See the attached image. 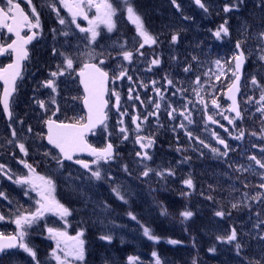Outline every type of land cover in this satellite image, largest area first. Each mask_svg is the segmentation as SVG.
<instances>
[{
    "label": "flooded vegetation",
    "instance_id": "1",
    "mask_svg": "<svg viewBox=\"0 0 264 264\" xmlns=\"http://www.w3.org/2000/svg\"><path fill=\"white\" fill-rule=\"evenodd\" d=\"M15 2L19 3L20 7L25 11V14H27L34 23L36 17L31 15L32 8L29 7L27 0H15ZM107 2L112 4L113 8L116 10V14L113 17L116 26L112 32H108L104 24L98 25L97 31L99 35L97 39L101 42V45H104L105 63L99 65V60L90 61L99 65L109 74L105 111L106 121L97 131L93 132L87 138V143L93 148L101 149L106 147L108 143H112L114 146L113 151L115 159L107 164L101 162V171L108 172L113 164L120 166L124 163H127L128 166L136 170L138 164H148L151 163L152 160V164L155 166L157 164V159L165 157L171 161V166L180 165L184 172L183 177L186 178L187 175V178H190L194 184H197L199 182V177L202 178L203 176L209 177L210 175H216L219 179L220 173L223 171V173L228 176L229 180H232L239 189L245 190L250 196L264 194L262 189L256 187V185L260 183L259 175L254 174L252 171L243 173L235 171L236 168L241 166L245 168L251 166V168L255 170V173L264 172V169L258 168L254 161L249 160V156L251 155H255L258 159H264V152L260 150L264 148V138L260 137L261 128L264 127V125L261 124L260 113L256 111L258 105L255 103H245L248 96H253L256 99L259 98L260 91L258 89H253L251 78L255 75L260 82L264 83V64L258 59L245 60L241 73L240 91L237 95V102L242 112V119H235L234 124H229L222 115L216 114L214 115V120L219 121V123H210L207 121L204 114L203 104L196 103L198 98L192 88L182 86L186 91L182 94L177 92L174 96L172 93L176 91L178 86L171 88L165 79L167 76L168 79L174 82L173 78H177L178 76H181L184 80H188L194 75L196 76L194 66L191 65L194 60H190L189 64L186 59H180V62H178V59H159L160 64L158 66H152V71H147L146 69L149 67L152 59H132L131 62L118 59V49L114 50L112 47H121L123 43L122 37L125 30V20L122 12L126 10L125 0H107ZM51 3L52 0H32V5L35 7L39 16L40 25L38 28L31 30L26 26L20 28L21 36L26 37L35 34V40L28 48L27 61L23 64L21 76L16 84V92L10 100L12 118L9 122L11 125L14 121H24L27 122L28 127L32 129V131L29 132V128H27L24 131L26 135H18L20 137L19 142L25 144L29 154L28 156H23L15 146L17 143V135L13 143H9L10 140H13L12 135L10 138L0 137V163L5 164L14 175L27 176L28 169L18 162L21 159L26 160L36 168L37 175L52 179L55 188L61 185L71 190L72 188L69 186L71 182L62 185L56 175H64L70 178L68 174L74 176L75 173L78 172L81 176H89L90 172L71 161H64L63 168L57 165L53 156L60 157V155L54 147L46 144V124L44 121L50 117L57 123H83V114L77 115L78 106L81 108V99L77 104L76 90L71 86L63 87L58 93L54 94H48L47 92L50 90L42 88V82L51 78L49 75L50 71H55L57 67L55 68L53 66V60L50 61L49 64V61L47 62L41 59L42 55L41 53L39 54L37 50L42 43L52 41L55 35H57L56 38H58V41L63 40L66 36L61 34L62 32L68 33L65 40L70 41L73 33L79 29L76 27V24L71 23L72 16L68 10L60 4V0H55L60 17L64 18L66 21L64 25L59 24L57 13L50 7ZM131 3L134 5L139 4L136 5L134 10L141 17L144 25L148 27L149 23L151 24V17L142 14L138 0H132ZM0 7H3V4H0ZM143 10L149 12V9ZM96 15L97 13L94 7L87 10L89 19H94ZM7 23L11 24L12 21L9 20ZM76 23L84 28L89 27L88 20L80 16L76 18ZM248 26L249 30L253 28L252 24H248ZM258 27L260 30L264 29V13L261 14L260 24L255 28ZM6 29L7 27L0 29V47L9 44L13 40L12 35L7 34ZM53 29L56 30L55 33ZM80 35V37L87 40L86 37L89 34L81 33ZM161 37L164 38V36H160V42H162ZM109 53H111V57H109ZM42 57L44 58V56ZM1 59H11V54ZM197 60L198 59H196V61ZM168 62L169 64L171 62L172 66L169 65ZM174 62L176 65L173 64ZM62 63L63 59H61L58 64ZM188 65L192 66V71L185 73L183 69ZM206 66L204 59L198 60L197 76L201 77L205 89L200 95L207 98L209 94H211L221 105V110H225L223 115L234 117L235 113L226 111L231 104L226 99L225 94L234 80L230 68L227 65L225 66V79L220 83L219 87H214L213 81L207 83V77L204 74L206 72L209 73V69ZM74 69L75 71L72 73L71 78L67 75L58 77L56 84L64 83L66 79H71L73 85L78 88L76 78L78 67L76 66ZM121 70H127L132 80L129 81L127 77H124L123 79H116L113 82V78L117 76ZM178 70L180 71L179 74ZM153 81L157 82L155 85L156 87L166 89V91L163 92L165 98L160 100L161 108L158 114L148 116L149 112L155 111L154 104L149 101L159 99L153 92ZM142 83L146 84L147 87H142ZM130 87L134 88L133 95L139 94L141 100L144 101L143 104H141V100L129 99ZM113 91L117 92L120 96V111L117 110L116 96L112 95ZM70 96L75 99H70ZM53 97L56 103H51ZM67 98L69 99L68 102ZM38 100H43L46 103L48 111L39 107L37 103ZM188 100L193 102L188 106L192 113V123H188L187 120H184V118L179 115L180 110L187 104ZM169 104H172L177 109L175 119H170L168 116V112L171 110L168 107ZM57 108H59V111H56ZM123 111H127L128 114L123 116L124 123L120 125L118 124V120L121 118L120 114ZM217 111V109L212 107L211 101L208 99L209 114L217 113ZM53 112H56V115H52ZM38 115L41 116L39 117ZM133 116H138L140 120L143 121L140 125V134L145 137H151L154 141L153 145L146 149L151 155V159L144 160L143 162H141V158L136 155L138 151L142 150L139 144L136 143L137 131L136 125L132 122ZM145 116L148 117L147 120H143ZM181 123H183L185 127H180L179 125ZM121 126L127 128L128 139H124V134L119 131ZM173 128H175V131H173ZM225 129H227V131ZM240 130H243L245 134L241 139H236L235 137L240 134ZM186 132L191 133V138L186 135ZM252 132H256L257 135H250ZM213 133L229 145L230 150L227 156L218 155L212 151L213 148L220 152L224 151V145L217 142ZM200 141L204 143H200ZM204 144H208L209 147H204ZM253 145H256V147ZM45 152H48L49 155L45 156ZM86 156L87 155L83 152L82 155H75L74 159H81L89 163L94 159V157L88 158ZM186 157L187 159H185ZM173 159H175L176 162H172ZM91 167L95 168L97 166L91 165ZM53 169H58L56 174L49 172ZM110 169L112 171H118L120 168L115 167ZM245 180L249 184L248 188L244 187L243 182ZM26 187L28 186H20L12 183L9 179L0 177V192H4L7 196V199L0 198V215L7 213L14 214L17 209L20 211H28V198L37 195L35 192H31L30 196H25L24 189ZM185 188L186 186L184 185V189ZM248 202L257 207H264V204L259 201L250 200ZM3 232L12 233L13 230L6 228Z\"/></svg>",
    "mask_w": 264,
    "mask_h": 264
},
{
    "label": "snow or ice",
    "instance_id": "2",
    "mask_svg": "<svg viewBox=\"0 0 264 264\" xmlns=\"http://www.w3.org/2000/svg\"><path fill=\"white\" fill-rule=\"evenodd\" d=\"M244 0H237V5L242 4ZM27 3L29 7L32 8L31 15L36 17L35 22L33 23L29 16L25 14V11L20 7L19 3L15 2V0H0V4H3V7H0V27H7L9 32H13L17 39L13 40L11 44L7 45V48L0 47V54H3L5 51H8L9 49L16 54V60L15 63L9 64L6 68L0 69V79L4 81V93L3 96L0 97V104L3 106V112L5 115L9 117V119L12 118V112L10 108V100L9 98L12 96V93L15 90V81L20 76V61L27 58L28 53L25 50V45L28 44L33 38L34 35H28V36H21L20 35V28L22 26L28 27L30 30L34 28H38L40 25L39 16L36 12L35 7L32 5V0H27ZM173 5L177 8V10L180 9V5L177 4L176 0H172ZM195 3L203 9L205 12L208 11V7L202 0H195ZM60 4L68 10V12L72 16L71 23L76 24V27L79 29L81 33H88L89 35L86 37L88 40V45L94 44L97 40V36L99 35L97 31V27L99 24H104L107 28L108 32H112L115 28V22L113 21V17L116 14V10L113 8L112 4L108 3L107 0H60ZM125 6L126 11L128 15V19L135 24L136 26V32L139 35V37L142 40V43L139 45V49H143L145 45H153L157 43V39L149 33V31L145 28V25L141 19V17L136 13L134 10V7L130 3V0H125ZM260 6H264V0H261ZM52 7V10L57 13L58 22L61 25H64L66 23L65 19L60 17L59 12L57 11V5L55 3V0H52V3L50 5ZM96 9V17L94 19H89L87 16V10L91 8ZM232 10V6H225L224 11L229 12ZM80 16L84 19L88 20L89 27L84 28L81 27L79 24L76 23V18ZM187 19V17H185ZM12 21L11 24L7 23V21ZM228 21L225 20L223 24L219 26V28L213 32V35L218 39H222L223 36L229 35V28L227 27ZM247 31V29H245ZM53 32L55 33L56 30L53 29ZM61 34L67 36V32H62ZM256 40H257V46H256V52L258 53V60L264 64V29L260 30L256 33ZM178 36L176 34H173L171 36V42L175 44L177 42ZM243 41L237 40L235 44V52L232 55V58L230 60H225L224 63H221V60H216L215 64L217 67V74L216 79L219 80L222 75H226L225 72V66L227 65L231 72L232 76L234 77V80L231 84V86L228 88L227 98L232 102L231 106L226 109L227 112L235 113L234 117L223 115V112L225 110H221V105L217 102V99L209 94L207 98L202 97L200 93L204 91V86L201 81L200 76H196L193 87V91L195 92V95L197 96L196 103L203 104L204 114L207 118V121L210 123H219V121L214 120V115L220 114L223 116L225 120L228 121L229 124H234L235 119H242V112L239 108V104L237 102L236 93L240 91L239 88V81L241 79L240 73L242 70V67L245 63V60L247 59L245 52L242 50ZM87 47V45H86ZM123 48V46H121ZM139 49L137 51L139 52ZM53 54H56V49H53ZM86 54L89 57V62H85L83 67L80 69V71L77 73V75L80 77V83L84 87V98L83 103L85 108L88 111V117H87V123H64L52 120L50 117L44 121V123L48 127V134H47V141L48 144L52 145L54 148L59 150L60 157L53 156V159H55L57 165H59L61 168L64 167V161H71L74 164L80 165L82 168L90 172L91 177H94L96 180L102 179L101 174V168L100 164L103 162L104 164H107L115 159L114 151H113V144L108 143L106 147L97 149L93 148L90 145H88L85 141V134L92 129H94L97 124H103L106 119V114L104 113V107L107 104V101L104 100V92H105V85L109 80V74L107 71L102 69L99 65H103L105 63V59L103 58L104 54L101 52L100 59H99V65L95 63H91L90 61L92 59L97 58V53L93 51L91 48H89L87 53H81ZM61 56H63V63L57 65V69L55 71H50L49 75L51 78L46 79L42 82L43 87L51 89L53 93L57 91V84L56 80L58 77L61 76H68L71 77L72 73L75 71L73 65L74 60L68 55H65L64 53H60ZM109 57H111V53L108 54ZM123 57L124 61L131 62L133 59V52L128 50H123L119 53ZM140 55H143V52H140ZM114 58V57H113ZM195 60L196 58L193 57ZM160 64V60L158 58H153L150 62L149 67L146 69L147 71H152V66H158ZM184 72L189 73L192 71V66L188 65L184 67ZM205 76L208 75V73L204 74ZM124 77H127L129 81L132 80V77L128 75L127 70H121L117 76L113 78V82L116 79H123ZM167 80V84L170 87H174V82L171 79H168L167 76L165 77ZM153 92L159 97L158 100H150V103L154 104L155 111L149 112L148 116L157 115L160 108L161 103L160 100H163L165 97L163 95V92L166 91V89H161L156 87V81H153ZM251 85L253 86V89H258L260 91L259 98L256 99L253 96H248L245 100L246 104L255 103L258 105L256 108V111L260 113V119L261 124L264 125V83L260 82L255 75L251 78ZM142 87H147L146 84H141ZM134 88H129V99L130 100H141L139 94L133 95ZM186 91L185 88H176V91L172 94L175 96L177 92L184 93ZM112 95L116 96L117 101V110L119 109V103H120V96L117 92L113 91ZM183 98V97H182ZM75 99V98H74ZM208 99L211 101V105L213 108L217 109V113L209 114L208 112ZM39 107L45 111H48L47 105L43 100L37 101ZM51 103H56L55 98L53 97L51 99ZM144 101L141 100V104H143ZM193 102L191 100L187 101V104L180 110L179 115L184 118V120H187L188 123H192V113L189 110V105H191ZM135 107V106H134ZM168 107L171 109L168 112V116L170 119H175V114L177 112V109L172 105L169 104ZM56 111H59V108L56 109ZM127 111L121 112V118L118 120V124L123 125V116L127 115ZM52 115H56V112H53ZM147 116L143 118V120H147ZM82 119V118H80ZM133 124L136 125V131H137V137H136V143L139 144L140 149L142 151H138L136 155L141 158V162L144 160L151 159V155L146 151V149L150 148L154 141L151 137H145L140 134V125L143 123L142 120H140V117L133 116L132 117ZM22 123V122H21ZM180 127H185L183 123L179 125ZM227 131V129H225ZM29 132L32 131L31 128L28 129ZM119 131L124 134L123 138L128 139V130L126 127L121 126L119 128ZM173 131H175V128H173ZM244 131L240 130V134L236 136V139H241L244 136ZM17 133L15 130L12 131V138L13 140H10L9 143H13L15 141ZM186 135H188L191 138V133L186 132ZM252 136H256V132L250 133ZM213 136L217 139V142L219 144L224 145V151L220 152L219 150L213 148L212 151L214 153H217L218 155L227 156L229 149V145L225 143V141L218 136H216L215 133H213ZM260 137L264 138V127L261 128ZM146 141V142H145ZM200 143H204L203 141H200ZM15 146L19 149L20 153L23 154V156H28V150L25 147V144L23 142H17ZM256 147V145H253ZM204 147H209L208 144H204ZM87 151L89 155L93 156L94 159L89 163L85 162L81 159H74V156L77 153ZM261 152H264V148L260 149ZM45 156H48L49 153L45 152ZM62 157V159H61ZM187 159V157L185 158ZM249 160L254 161L255 165L260 168L264 169V159H258L255 155L249 156ZM19 163L23 164V166L28 169V175L27 176H17L14 175L11 170L3 163H0V177H4L6 179H9L12 181V183L20 185V186H28L24 189L25 196H30L31 192H35L36 195L39 197L38 200H36L37 207L35 211H20L17 209V211L14 214H11L13 218L8 219L4 215H0V221H5L8 219L9 223H12L15 225V229L12 233H6V232H0V253L6 252V250L10 249H20L24 253H26L28 256L32 258V261L35 262V264H39V260L37 258L36 251L29 246V244L26 242V236L28 235V228H30L33 224L36 223L39 219H41L45 213L50 212L55 215H58L62 220L69 216L71 213L68 208H66L63 204H61L59 201L55 199L53 196V192L55 191V185L53 183V180L50 178H46L44 176H39L36 174V168L33 166V164L28 163L26 160H19ZM91 165H96L97 167L93 168ZM125 171H128L127 166L124 168ZM153 170L151 168H146L145 171H143L142 175L144 177H147L150 172ZM236 172L243 173L252 171L254 174L260 176V183L256 185V187L260 189H264V172L255 173V170L251 168V166L245 168L244 166H241L239 168L235 169ZM165 172L167 175H173L171 169H167L164 171H157L155 174L157 176L163 177L165 175ZM108 179H111V177H108ZM184 184L187 188L191 189L193 187L192 180L186 179L184 181ZM244 187L248 188L249 184L245 180L243 182ZM113 192L117 195L118 199L123 200L124 197L120 195L117 189H113ZM0 198L7 199V196L4 192H0ZM208 199H212L211 196L207 197ZM250 200L259 201L262 204H264V194H257L256 196H250L249 193L245 192L243 194V197L240 201L236 203H232L231 207L232 209H238L241 206V203H243L244 207H247L251 210V204L247 203ZM105 208H107V205H105ZM230 212H225L224 210H217L215 212V215L217 217H224L225 215H230ZM193 215L191 211H183L181 212V216L187 220ZM129 216L131 219L135 220L136 217L129 213ZM258 217V223L254 225L256 228V237L259 240L264 241V218H261L260 214H257ZM143 227V226H142ZM49 233V238L56 241V248L53 249L51 252L52 258L56 261V264H68V258L72 257L74 260L83 261L84 260V240L81 239L83 236V232H78L75 237H67L65 232L59 231L54 228H48L47 229ZM144 235L149 240H157L158 237H155L152 235L150 230L147 227H144ZM251 235V233H249ZM71 239L73 241V244L69 246L67 244V241ZM101 240L111 241V236L108 235H101L99 237ZM223 242L234 244L236 249V255L241 258L242 264H264V254H262L259 258H252L247 256L244 253V245L243 242L240 240L238 231L235 227L232 228L231 232L224 236V237H218ZM169 243L175 244L177 241L170 240ZM64 245L62 248L61 245ZM63 252L64 255L61 257L58 255V252ZM209 251H215V249H209ZM152 256L155 258V264H161V260L157 256L156 252L152 253ZM130 264L132 258H129Z\"/></svg>",
    "mask_w": 264,
    "mask_h": 264
},
{
    "label": "rangeland",
    "instance_id": "3",
    "mask_svg": "<svg viewBox=\"0 0 264 264\" xmlns=\"http://www.w3.org/2000/svg\"><path fill=\"white\" fill-rule=\"evenodd\" d=\"M246 1L250 10L248 11V13L246 12L244 16H239L236 14L238 12L239 5H237V0H202V2H204L208 7L207 12L201 9L195 3V0H176L177 4L180 5L179 10H177V8L173 5L172 0H162V4L166 5L168 12L164 9H161L160 11L156 12H148L144 11L140 6L143 15L147 17H156L157 25L154 27L149 25L150 28L149 26H145L149 33L157 39V43L151 46L145 45L143 49H139V45L140 43H142V40L136 32V26L128 19L127 11L124 10L122 14H124L125 30L122 37L123 43L121 45L123 46V48L118 46H113L112 48L114 50L118 49L119 53L123 50L132 51L133 59H161L164 58V56L160 57L153 54L156 51L159 52V49H163L164 46L160 43L159 38L160 36H164V38L161 37L162 42L167 38L169 39L167 41V44L171 45L167 47V49L170 50L171 57L173 59H178V62H180V59H186L189 64L190 60H194L193 57L198 60L204 59L205 64L207 65L206 67L209 69V73L206 76L207 83L209 81H213V86L219 87L220 83L225 79V76L222 75L219 80L216 79V74L218 70L215 61L217 59H220L221 63L223 64L225 59L232 58L233 52L229 49V45H231L232 43V37L242 39L246 38L248 43L247 48L251 50L253 56H255V59H258V53L256 52L257 40H250V38L255 39L256 33L260 31L259 27H255L257 26V24L260 23V9L258 7H260L261 3L257 2L256 0H244V2ZM149 2L152 5H155L154 0H148V3ZM225 6H232V10H230L229 12H225ZM190 8L193 9L189 10ZM194 15H197V19L195 20L193 18ZM185 17H187V19H185ZM210 19L212 23L206 25ZM225 20L228 21L227 27L229 28V35L223 36L222 39L218 40L213 35V32H215L219 28V26L225 22ZM213 23L214 25L210 27ZM247 23L252 24L253 28L250 30L254 31H249V26ZM245 29H247V31H245ZM80 34L81 32L79 30L74 32L70 41L65 40L67 36L64 37L63 40L58 41V38H56L57 35H55L52 41L42 43V45L37 50L39 51V54L41 53V55L44 56V58L41 56V59H44L47 62L49 61V64L50 61L53 60V66L56 68L57 64L61 61V59H64L63 56L60 55V53H64L65 55H68L73 58V67H79L85 62H89V57L86 54H81L87 53L89 48H91L97 53V58L92 60L98 61L101 58L99 55L101 52H103L104 54L103 58L105 57L104 45H101V42L98 39L96 40V42H94V44L88 45V40H85L83 37H80ZM173 34H176L178 36L177 42L175 44L171 42V36ZM249 34H251L252 36L250 37ZM179 40L180 42H182V45ZM233 45L234 44H232V46ZM181 46L182 51L179 50ZM54 48L56 49L55 55L53 54ZM137 49H139V52L137 51ZM140 52H143L142 56L140 55ZM118 59H123V57L119 55ZM196 59L191 65L194 66L197 76L198 60L196 61ZM173 64L176 65L175 62ZM169 65L172 66V63L170 62ZM179 72L180 71L178 70V74ZM196 76L194 75L188 80H184V78H182L181 76L173 78L175 86L171 88H175L177 86L178 88H181L182 86H186L193 89V82L195 81ZM68 86H71L76 90V101L78 104L81 99V94L77 86L73 85L71 79H66V82L57 84V91L55 93H58L63 87ZM42 88L50 90L47 92L48 94H54L51 89L45 87ZM73 98L74 97L70 96V99ZM68 101L69 99L67 98V102ZM77 115H80L78 108ZM38 116L40 117L41 115ZM13 128L14 124L12 127H5L2 125V122L0 120V137L10 138V136L12 135ZM16 131L17 142H19L20 137L18 135L21 134V129L18 128ZM125 166H127L128 171L124 170ZM115 167L120 168L119 175H114L112 171H101V174L106 176L107 179L108 177H111V179L108 180L112 182V186H108L106 191V198L109 199V201H107V199L100 200L91 194L92 185L98 183L99 181L96 180L94 177H91V175L81 176V174H79L78 172H76L74 176L68 174L70 178L65 177L64 175H56L59 178L60 184L62 185L71 182L69 186L72 188V190L79 192L81 198L83 199V201H85L82 202L83 206L85 207H82V216H79V214L76 213L75 217L70 220H68L70 218V215L62 220L58 215L47 212L41 219L36 221L35 224L28 228L26 242L34 250L37 246H33L32 238L36 237V234L38 233V228L44 227L47 232L46 236L43 238V240L40 241V243H42L43 245H47L51 250H44L46 254H42L39 251H36L39 264H56V261L51 256V252L53 251V249L56 248V241L49 238V233L47 229H55V225L57 222L62 223L64 221H68L70 224H73L76 221L77 230L75 231H77V233L81 232L82 230H86L89 233L96 232L100 235H108L111 236V238L131 242V239L133 237L131 232H134V230H125L124 228L132 227L134 224V226H136V232L138 234H140V232L136 225L137 219H131L129 213L135 216L137 212L136 209L138 208L139 214L148 213V211H150L151 215L154 216L155 213L152 210L154 209L153 207L163 205L161 201L162 196H160L159 194L153 196L155 199L154 203H152L151 205L148 204L147 201L149 198L148 195H146V185H143V183L149 181L150 179L156 178L165 181L166 178L168 179L172 175H167V173L165 172V175L163 177L157 176L155 173L157 171L163 170L151 168L153 171L150 172L147 177H144L142 173L146 170V168H150L149 163H145L144 165L142 163L138 164L136 170L132 169L131 166H128L127 163H124L120 166L113 164L110 168ZM57 171L58 169H53L49 172L56 174ZM172 172L174 173L173 170ZM133 176H135L134 180L132 179ZM209 177H212V175H210ZM186 179H188L187 175L186 178L183 179L180 184H184V181ZM150 181L153 182V180ZM62 189L65 188L62 186ZM113 189H117L120 195L124 197V199H118L117 195L113 192ZM235 192L236 191L234 190L233 192H231L234 193L232 196L233 201H229L227 204V212H230V215H225L224 217H217L215 215L216 211H213V216H210V214L207 212V209L212 208V206L204 202H202L199 207L203 211L208 213L206 217L210 227H212V232L217 234L218 237L219 235L220 237H224L231 232L233 227H235L238 231L240 240L243 243L252 244L247 246L248 249L253 250L252 253L248 254L247 256L252 258H259L262 254H264V241L255 238L256 228L254 227V225L259 222L257 217L258 213L260 214L261 218H264V208L251 205L250 210L249 208L244 207L243 203H241V206L238 209H232V203L240 201L244 194L242 193L239 195H235ZM175 193L179 194V198L181 199V203L177 205L178 207L182 206L183 208L187 206L190 208L193 206H197L196 202H199V200L195 199L197 197V194L195 192L192 193L191 191L184 192L183 190H176ZM38 199L39 198L37 196L28 198V211H35L37 207L36 200ZM94 200H97V202L94 203ZM247 203L251 204L250 202ZM105 205H107V208H105ZM148 206L151 209H148ZM3 215L8 219L13 218L11 217V214ZM8 219L0 222V227L2 228V230L4 229V227L12 230L15 229V225L9 223ZM169 219L173 221L166 222V225L168 227L174 229L175 225L179 226L178 224H174V220H176L174 213L172 218ZM49 221H51V223L47 226L45 222ZM117 221H120L121 223ZM225 225L229 226L228 230H226V227H224ZM66 227L67 226L64 225V228L60 229V231H63V229H65ZM220 230L223 232H220ZM77 233L75 235H71L70 237H75ZM249 233H251V235H249ZM67 244L71 246L73 244V241L69 239L67 241ZM228 245H230V243H228ZM61 247L63 248L64 245L62 244ZM58 255L63 257L64 253L61 251L58 252ZM6 260L9 263L12 262L15 264H35V262L32 261V258L26 253H24L22 250H20L16 255L10 257L7 256ZM74 262L75 260L72 257L68 258V264Z\"/></svg>",
    "mask_w": 264,
    "mask_h": 264
},
{
    "label": "trees",
    "instance_id": "4",
    "mask_svg": "<svg viewBox=\"0 0 264 264\" xmlns=\"http://www.w3.org/2000/svg\"><path fill=\"white\" fill-rule=\"evenodd\" d=\"M251 37L252 35L249 34ZM256 39V38H255ZM255 39L251 38L250 40ZM243 44H248L247 39L243 38ZM243 46V45H242ZM199 182L193 187L192 193H196L195 199L197 206L193 207H178L181 203L179 194L172 199H168L163 195L161 201L162 206H156L152 209L155 215L151 212L139 214L138 208L135 214L137 219V227L140 234L136 232V226L124 228L125 230L132 229V241H135L140 250H133L130 242L111 238V241L101 240L100 234L96 232L84 233L82 239L84 240V260H75L70 264H130L129 258H132L131 264H155V258L152 256L153 252L161 260V264H242L241 258L236 255L234 244L228 243L218 239V235L212 232L206 215L209 213L213 216V211L224 210L227 213V204L231 199V186L229 182H225L221 177L207 176L199 177ZM234 191H238V186L233 185ZM154 193V194H153ZM231 193V194H230ZM160 193L152 190L148 193V204L154 203L156 196ZM211 196L212 199L207 197ZM174 200V206H169V201ZM204 202L210 204L212 208L203 211L199 205ZM196 209H195V208ZM150 207L148 206V209ZM151 209V208H150ZM191 211L193 215L185 220L181 216L183 211ZM174 216L175 225L171 229L166 225V222L173 221L169 218ZM121 223L120 221H117ZM125 226V225H124ZM143 226V227H142ZM144 227H147L153 236L158 237L157 240H149L144 235ZM226 227L228 230L229 226ZM215 231V230H214ZM220 232H223L220 230ZM220 237V235H219ZM170 240L177 241L175 244L169 243ZM244 253L246 255L252 253L253 250L247 248L252 245L243 243ZM215 249V251H209Z\"/></svg>",
    "mask_w": 264,
    "mask_h": 264
},
{
    "label": "water",
    "instance_id": "5",
    "mask_svg": "<svg viewBox=\"0 0 264 264\" xmlns=\"http://www.w3.org/2000/svg\"><path fill=\"white\" fill-rule=\"evenodd\" d=\"M11 34H13V32H11ZM16 40V39H15ZM31 42V41H30ZM30 42L28 43V44H26L25 45V50H26V47H28L29 46V44H30ZM5 48H7V47H5ZM7 52H11L12 53V59H11V62L9 63V64H13V63H15V60H16V54L14 53V52H12L10 49L8 50V51H5L3 54H0V56H3L5 53H7ZM26 60V58L24 59V60H22V61H20V71H21V67H22V63L24 62ZM9 64H7L6 66H4V68H6ZM78 73V72H77ZM241 76V75H240ZM77 77H78V84H79V87H80V89H81V91H82V94H83V98H84V95H85V93H84V87H83V85L80 83V77L77 75ZM18 79V78H17ZM17 79H16V81H17ZM16 81H15V83H16ZM240 82V81H239ZM0 85H1V87H2V91H1V97L3 96V93H4V88H5V85H4V81L2 80V79H0ZM106 91H107V83H106V85H105V92H104V100H105V98H106ZM14 93V92H13ZM13 93H12V95H13ZM227 93H228V91L226 92V94H225V97H226V99H228L227 98ZM237 95H238V92L236 93V98H237ZM83 98H82V101H81V106H82V109H83V112H84V114H85V123H87V117H88V111H87V109L85 108V106H84V103H83ZM9 100H10V98H9ZM228 101L230 102V103H232L229 99H228ZM0 106H1V108H2V111H3V106H2V104H0ZM105 108H106V106L104 107V113H105ZM3 114H4V112H3ZM4 116L6 117V119L8 120L9 119V117L7 116V115H5L4 114ZM102 124H97V126L94 128V129H92L91 131H89V132H87L86 134H85V137L86 136H89L90 134H91V132H94L95 130H97L98 129V127H100ZM47 134H48V127H47V125H46V137H47ZM46 143L48 144V141H47V139H46ZM49 146H52V145H50V144H48ZM53 147V146H52ZM56 149V148H55ZM58 152H59V150L58 149H56ZM84 152V154L85 155H87V156H91V155H89L88 154V152L85 150V151H83ZM83 152H80V153H77V154H83ZM60 154V153H59ZM76 154V155H77ZM92 157V156H91ZM84 169V168H83ZM11 250H14V249H10V250H6V251H11ZM2 253H0V255H1Z\"/></svg>",
    "mask_w": 264,
    "mask_h": 264
},
{
    "label": "bare ground",
    "instance_id": "6",
    "mask_svg": "<svg viewBox=\"0 0 264 264\" xmlns=\"http://www.w3.org/2000/svg\"><path fill=\"white\" fill-rule=\"evenodd\" d=\"M138 1L140 3V6L143 9H149V12H156V11H160L161 9H164V10H166L168 12V9H167L166 5L165 4H162V0H154L155 5H152L150 2L148 3V0H138ZM189 10H192V8H190ZM193 18H194V20L197 19V15H194ZM151 24L149 23V25L152 26V27L157 26L156 25V17H152L151 16ZM168 40L169 39L167 38L166 40H163V42H162V44H163V46H164V48L166 50H168L167 47H169L171 45V44L170 45L167 44V41ZM180 43L182 45V42H180ZM167 198L168 199H172V196H169ZM66 200H67V204L73 205V204H71L69 202V200L67 199V197H66ZM174 202H175L174 200H170L169 201V206L170 207H173L174 206ZM74 206H76V205H74ZM76 207L78 208L79 206H76ZM82 209H83L82 207L81 208H78V214L80 216L82 215V212H83ZM129 244H130V246L132 247L133 250H140L138 244L135 241H131Z\"/></svg>",
    "mask_w": 264,
    "mask_h": 264
}]
</instances>
